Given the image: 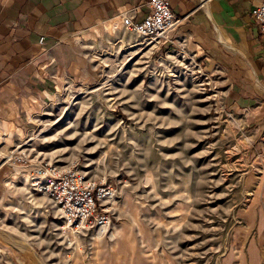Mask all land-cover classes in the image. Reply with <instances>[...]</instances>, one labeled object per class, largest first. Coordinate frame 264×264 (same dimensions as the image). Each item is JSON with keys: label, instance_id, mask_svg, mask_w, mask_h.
<instances>
[{"label": "rangeland", "instance_id": "rangeland-1", "mask_svg": "<svg viewBox=\"0 0 264 264\" xmlns=\"http://www.w3.org/2000/svg\"><path fill=\"white\" fill-rule=\"evenodd\" d=\"M111 38L91 80L0 133V264H264V162L224 89L197 60ZM41 162L112 187L108 227H70L34 187Z\"/></svg>", "mask_w": 264, "mask_h": 264}, {"label": "crops", "instance_id": "crops-1", "mask_svg": "<svg viewBox=\"0 0 264 264\" xmlns=\"http://www.w3.org/2000/svg\"><path fill=\"white\" fill-rule=\"evenodd\" d=\"M259 2L171 0L182 20L172 39L224 89L250 153L264 162V38L252 14ZM148 12L146 0H0V133L24 129L64 87L91 80L90 51L126 32L123 16L142 22Z\"/></svg>", "mask_w": 264, "mask_h": 264}, {"label": "built area", "instance_id": "built-area-1", "mask_svg": "<svg viewBox=\"0 0 264 264\" xmlns=\"http://www.w3.org/2000/svg\"><path fill=\"white\" fill-rule=\"evenodd\" d=\"M146 4L149 12L142 22H135L130 16L122 17L125 31L151 45L153 50H159L171 43L172 48L166 54L176 53L187 58L184 48L176 51L173 47L175 42L172 34L179 28L182 20L174 15L171 0H146ZM252 14L264 38V0H260ZM197 68L202 73L201 67L197 65ZM20 156L21 160H26L24 152ZM38 167L33 177L34 187L53 201L70 227L76 231L108 227L109 217L104 214L97 217V213L102 202L113 197L112 187L88 178L74 165L60 168L41 162Z\"/></svg>", "mask_w": 264, "mask_h": 264}]
</instances>
